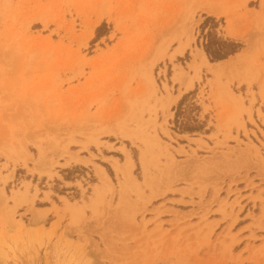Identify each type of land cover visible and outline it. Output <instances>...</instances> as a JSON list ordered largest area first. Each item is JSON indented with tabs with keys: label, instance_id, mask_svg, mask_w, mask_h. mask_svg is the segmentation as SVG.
I'll list each match as a JSON object with an SVG mask.
<instances>
[{
	"label": "rangeland",
	"instance_id": "374dc122",
	"mask_svg": "<svg viewBox=\"0 0 264 264\" xmlns=\"http://www.w3.org/2000/svg\"><path fill=\"white\" fill-rule=\"evenodd\" d=\"M246 1L0 0V264H264V0ZM214 41L244 60L215 76Z\"/></svg>",
	"mask_w": 264,
	"mask_h": 264
},
{
	"label": "bare ground",
	"instance_id": "6f19581e",
	"mask_svg": "<svg viewBox=\"0 0 264 264\" xmlns=\"http://www.w3.org/2000/svg\"><path fill=\"white\" fill-rule=\"evenodd\" d=\"M246 0H243V2H245ZM207 3H209V6H211V8H206L205 9V11L207 12V13H213L214 12V10L212 9L213 7V3H211V1L210 0H204V4L205 5H207ZM198 7L199 6H203V4H201L200 2L198 3V5H197ZM215 6V5H214ZM216 6H217V8H220V10L218 11V12H221V11H223L224 10V7L221 5V4H216ZM262 7H263V5H262ZM217 12V13H218ZM184 48V46L183 45H180L179 47H178V49H177V53H181V51H182V49ZM249 50V49H248ZM246 53H247V51H245V52H243V53H241V54H239V55H237V56H234L233 58H231V60H229V61H226L225 62V64H228L227 66H233V65H235V64H237V63H239L240 61H242V60H244V58H245V56H246ZM174 57V56H173ZM172 57V58H173ZM196 57H198V60H199V63H197L196 61H194L193 62V64L191 65V68L194 70V72H196L197 70H199V67H201L202 65H204V66H209L210 65V63L208 62V60L206 59V56H205V53L203 52V51H200V52H198V55H196ZM243 63V62H242ZM216 70L214 71L213 70V72H214V74H215V76H218L219 75V73H221V71L223 72V69H220V64L219 63H217V65H216ZM247 68V67H246ZM248 69V68H247ZM178 78H179V76L176 74L175 75V77H174V79L175 80H178ZM146 79V83H145V85H144V87L146 86V84L148 85V86H146V88L148 87L149 89H147V90H151V88H152V86H153V84H154V82H153V80H152V78L150 77V76H148V78H145ZM150 86H151V88H150ZM229 95V98L231 99V101H233V103H234V109H233V112H232V115L230 116V118L228 119V122H230V123H234V124H236V125H238V126H240L241 125V122H240V117H241V113H242V106L240 105V103H239V101H237V100H235L234 98H233V96L232 95H230V94H227V96ZM233 98V99H232ZM242 107V108H241ZM120 134L123 136V137H125V138H128V139H131V138H134V136H132L131 135V133H129V132H127L126 130H121V132H120ZM149 143V142H148ZM148 147H149V145H148ZM147 147V148H148ZM252 153V152H251ZM143 163H144V165H145V160H144V158H143ZM131 167H132V160L131 159H129V158H127V160H126V162L124 163V164H122V165H117V164H115V166H114V168H115V170H116V173H118V174H122L124 177L125 176H128V175H130L129 174V171H130V169H131ZM99 176H100V182L98 183V184H96L95 186H94V190H93V196H92V199L93 200H95V202L96 201H99V200H101V198L103 199V195H102V192L103 191H105L104 189L107 187V186H110V180L107 178V176L106 175H104V174H102L101 172L99 173ZM108 188V187H107ZM3 188H1L0 189V199L2 200V196H5L3 193V190H2ZM17 195H18V192H16L15 194H14V196H12L11 197V199L12 200H14V201H16V199H17ZM101 195H102V197H101ZM5 198H6V196H5ZM4 199V198H3ZM5 200V199H4ZM4 200H2V201H4ZM91 200V199H90ZM2 201H0V202H2ZM92 201V200H91ZM5 202V201H4ZM4 202H3V204H4ZM93 202V201H92ZM2 204V203H1ZM96 204V203H95ZM5 206H7L6 204H5ZM4 206V207H5ZM2 206L0 205V208H1ZM9 207V206H8ZM3 209V208H2ZM1 209V210H2ZM6 209V208H5ZM9 209V208H8ZM65 209H66V211H68L69 212V214H70V218H73L74 219V221H76L78 218L79 219H81L80 218V214H82L81 213V209H79V208H76L75 206H73L72 204H70L67 200L65 201ZM3 211V210H2ZM7 211V210H6ZM10 210H8V212H9ZM131 211V210H130ZM11 212H12V209H11ZM5 217H6V219L8 218V215L7 214H5L4 215ZM72 216V217H71ZM4 217V218H5ZM72 220V219H71ZM9 221H11V220H9ZM12 223H15V222H12ZM20 225V224H19ZM0 235H1V233H0Z\"/></svg>",
	"mask_w": 264,
	"mask_h": 264
},
{
	"label": "crops",
	"instance_id": "0c3cea01",
	"mask_svg": "<svg viewBox=\"0 0 264 264\" xmlns=\"http://www.w3.org/2000/svg\"><path fill=\"white\" fill-rule=\"evenodd\" d=\"M213 1V0H212ZM214 1H216V0H214ZM221 1V0H220ZM247 2V1H246ZM215 5V6H214ZM212 7V9L214 10V12L213 13H207V12H204V13H206V14H208V15H213V16H223V15H225V11L226 10H223V11H221V12H218L219 10H220V8H217V6H216V4H214ZM222 5V4H221ZM223 5L225 6V4H224V0H223ZM222 5V6H223ZM223 6V7H224ZM206 8H211V6H206ZM218 12V13H217ZM202 51V50H201ZM200 52V51H199ZM241 54V53H240ZM237 55H239V54H236L235 56H237ZM205 56H206V54H205ZM234 57V56H233ZM232 57V58H233ZM235 58V57H234ZM206 59H207V57H206ZM229 60H231V58H229V59H226V60H224V61H220V63H223V62H226V61H229ZM219 63V62H218ZM248 130H250V128L248 129ZM115 164H117V165H119L117 162H115ZM114 164V165H115ZM96 171H97V173H98V176H99V173L101 172L102 174H104V175H106L105 174V172L103 171V169L101 168V167H98V166H96ZM107 176V175H106ZM107 178L109 179V177L107 176ZM110 180V179H109ZM63 182V185H61L60 187L62 188L63 186L64 187H66V188H69V186H72V188H74V189H72V191H75L74 193L75 194H78V195H82V193H81V191H79V188H78V184H81V182L79 181V180H75V181H72V182H68V181H65V180H63L62 181ZM99 182H100V176H99ZM98 182V183H99ZM44 192H47V191H44ZM68 193V192H67ZM42 197H43V195H42ZM42 197L40 196V197H38L39 199H42ZM72 205L73 206H75L76 208H80V205L79 204H76V203H72ZM51 207L50 206H48V207H45V208H42V209H40V210H46V209H50ZM73 219V218H72ZM74 220V219H73ZM138 220V219H137ZM18 221V220H17ZM20 223H18L17 225H19ZM16 228H18V229H20L19 227H22V222H21V224L19 225V227H17V226H15ZM27 229V228H26ZM74 235V234H73ZM254 264H263L261 261H258V262H255Z\"/></svg>",
	"mask_w": 264,
	"mask_h": 264
},
{
	"label": "trees",
	"instance_id": "16d2710c",
	"mask_svg": "<svg viewBox=\"0 0 264 264\" xmlns=\"http://www.w3.org/2000/svg\"><path fill=\"white\" fill-rule=\"evenodd\" d=\"M210 46L212 48H215L211 50L209 46H205L204 50L208 56H214V58L210 59L211 62H218L227 59L228 57L235 55L242 49V47L238 44H228L222 41H214Z\"/></svg>",
	"mask_w": 264,
	"mask_h": 264
}]
</instances>
